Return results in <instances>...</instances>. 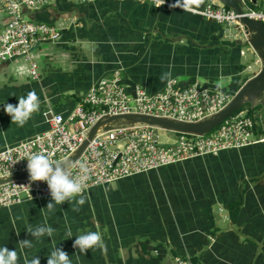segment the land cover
<instances>
[{
    "label": "crops",
    "instance_id": "0c3cea01",
    "mask_svg": "<svg viewBox=\"0 0 264 264\" xmlns=\"http://www.w3.org/2000/svg\"><path fill=\"white\" fill-rule=\"evenodd\" d=\"M208 2L194 10L202 11ZM173 3L165 0L157 7L134 0H56L64 28L58 41L45 42L62 51L47 55L39 70L30 60L25 77L7 73L13 60L0 67V149L45 131L50 113L66 115L96 80L116 69L130 89L138 85L156 93L176 78L181 85L197 82L233 96L258 71L259 57L254 54L253 68L245 66L249 47L239 29L233 36L230 25L169 7ZM247 3L264 13V0ZM32 64L38 78L30 73ZM245 67L251 75L238 83ZM168 72L170 77L162 81ZM222 79L231 81L229 88H221ZM32 90L40 109L18 126L4 104L15 105ZM243 109L254 116V106ZM262 135L264 127L259 126L252 140ZM83 195L86 202L79 211L64 202L45 215L50 196L0 207V246L17 250L19 264L34 255L47 264L54 247L67 252L72 264H177V258L190 264H264V141L124 177ZM41 223L56 231L39 242L26 228ZM87 231L101 234L106 252L81 254L73 248L75 236ZM24 239L34 240V246L19 248L17 242Z\"/></svg>",
    "mask_w": 264,
    "mask_h": 264
},
{
    "label": "built area",
    "instance_id": "2783aa9c",
    "mask_svg": "<svg viewBox=\"0 0 264 264\" xmlns=\"http://www.w3.org/2000/svg\"><path fill=\"white\" fill-rule=\"evenodd\" d=\"M55 3L56 0H0V67L18 57L30 61L31 51L39 43L61 38L64 26L26 19L27 15L49 9ZM193 12L241 28L239 14L212 1L202 11ZM2 15L7 18H1ZM244 15L264 23L263 12L247 8ZM30 73L33 78H38L35 64H32ZM231 98L226 91L197 82L181 85L176 78L168 79L156 93H148L138 85L130 89L121 83L120 70L116 69L110 77L96 80L81 97L80 103L66 115L50 113L45 131L1 148L0 178L27 171V162L23 160V154L27 152H44L57 161L67 159L87 138L91 127L104 117L134 113L195 123L221 111ZM258 127L255 117L243 109L227 117L212 131L200 135L174 132L145 123L118 124L108 130L100 128L77 159L86 161L89 168L90 179L84 192L91 187L108 185L124 177L190 158L216 155L224 149L263 142L264 135L252 140ZM164 133L168 137L174 133V141L161 144ZM77 172L78 169H73L74 175ZM46 196H50L46 182L22 178L0 184V207ZM176 262L190 264L180 258Z\"/></svg>",
    "mask_w": 264,
    "mask_h": 264
},
{
    "label": "clouds",
    "instance_id": "9594fccd",
    "mask_svg": "<svg viewBox=\"0 0 264 264\" xmlns=\"http://www.w3.org/2000/svg\"><path fill=\"white\" fill-rule=\"evenodd\" d=\"M154 4L159 7L165 3V0H153ZM203 0H175L170 4L171 8H180L182 11L192 12L194 6H199ZM171 73H164L161 80L164 81L170 77ZM18 102L13 105L5 103L3 110L11 117V122L18 126H24L32 115L40 109V99L35 90L29 91L26 95L17 98ZM23 160L27 162V171L30 181L46 182L50 202L47 203L45 215L54 212L57 205L64 202L72 203L73 211H79V207L86 202L83 195L87 182L90 179L89 168L86 161H57L53 160L44 152H27L23 154ZM73 169H78L74 175ZM55 229L47 224L37 225L29 224L26 232L30 234L35 241L42 242L43 237H53ZM67 235L71 238L72 233ZM34 240L24 239L17 242L21 249H31ZM73 248H77L79 253L85 254L89 249H99L106 252V244L97 231H87L75 236ZM20 257L17 250H9L7 247L0 246V264H19ZM23 264H40L38 256L31 258L25 256ZM47 264H72L68 253L61 248L54 247L47 255Z\"/></svg>",
    "mask_w": 264,
    "mask_h": 264
},
{
    "label": "water",
    "instance_id": "95a60500",
    "mask_svg": "<svg viewBox=\"0 0 264 264\" xmlns=\"http://www.w3.org/2000/svg\"><path fill=\"white\" fill-rule=\"evenodd\" d=\"M209 1H212L219 7H228L234 10L235 13L239 14L241 28L236 27V29H239V36L244 37V44L248 45L249 51L257 55L260 60V67L258 71L245 83H243V85L234 93L230 102L218 113L195 123H187L169 118L134 113L104 117L91 127L87 138L83 141L75 153L63 161H76L98 129L102 128L103 130H108L112 126L118 124L145 123L158 126L165 130L180 133L199 135L208 133L215 129L227 117L237 112L242 106H244V104L248 103L249 98L257 97L261 93H264V23L244 15V10L248 8L247 2H249V0ZM22 178H29L28 171L15 174L7 178H0V184Z\"/></svg>",
    "mask_w": 264,
    "mask_h": 264
},
{
    "label": "rangeland",
    "instance_id": "374dc122",
    "mask_svg": "<svg viewBox=\"0 0 264 264\" xmlns=\"http://www.w3.org/2000/svg\"><path fill=\"white\" fill-rule=\"evenodd\" d=\"M48 11H49L48 14L51 12V16H52L48 19L40 18L37 15L39 13H34L31 16L27 15L26 19L35 22H45L56 25L60 24L59 21H64L63 19L64 14H60V13L58 14L59 11L57 9L56 4L52 6ZM65 15H67V17L69 16V14L67 13H65ZM1 18H7V15H2ZM66 23H70L69 18L66 20ZM228 28L233 36L238 33V30L235 29L234 26H229ZM88 48H90L89 45ZM61 51H62L61 47L60 46L58 47V45L54 44L53 42H43L40 43L38 48L33 49L31 51V60L35 62L37 69L39 70L40 67H42L46 61H48L47 55L57 54L60 53ZM254 59H255L254 54H251L249 51H247L246 59L244 60L245 66L250 65L253 68V66H255ZM29 69H30V62L27 61L24 57H18L15 58L5 70L11 76L25 77L28 76ZM250 75H251V71L247 67H245V69L242 71V73H240L238 77V83H241L245 78H249ZM230 84L231 81H228L227 79H222L220 81L221 88L222 87L229 88ZM251 105L254 106L253 115L258 125L260 127H264V94L261 93L257 97L249 98L248 103L244 104V106L247 107ZM160 132L162 133L163 131ZM169 135L170 137L167 136V133L162 134L160 143L163 145L172 143L176 135L174 133H170Z\"/></svg>",
    "mask_w": 264,
    "mask_h": 264
},
{
    "label": "trees",
    "instance_id": "16d2710c",
    "mask_svg": "<svg viewBox=\"0 0 264 264\" xmlns=\"http://www.w3.org/2000/svg\"><path fill=\"white\" fill-rule=\"evenodd\" d=\"M59 3V2H58ZM61 3V2H60ZM60 7H62L61 5H57V8H60ZM48 10L47 9H43V10H41V11H38V12H36V13H39L38 14V16L40 17V18H43V19H48V17H47V14H48V12H47ZM68 33H69V35H72L73 33H72V30L70 29L69 31H67ZM234 44V43H233ZM239 48V47H238ZM233 95H234V93H232ZM246 106H242L240 109H239V111L240 110H243V108H245ZM251 111V109H249V112Z\"/></svg>",
    "mask_w": 264,
    "mask_h": 264
}]
</instances>
